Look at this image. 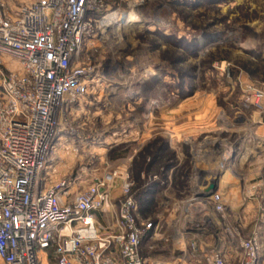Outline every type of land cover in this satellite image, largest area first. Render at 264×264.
<instances>
[{
    "label": "rangeland",
    "instance_id": "374dc122",
    "mask_svg": "<svg viewBox=\"0 0 264 264\" xmlns=\"http://www.w3.org/2000/svg\"><path fill=\"white\" fill-rule=\"evenodd\" d=\"M109 4L79 55L94 66L93 80L61 111L47 172L54 181L73 180L74 194L108 178L110 199L96 213L104 225L105 211L116 218L129 174L133 192L145 191V199L136 201L139 220L152 223L142 240L149 264H193L214 249L239 264L241 242L254 232L262 236L264 264V112L244 101L246 83L264 88V0ZM114 13L118 24H110ZM132 13L137 17L128 18ZM204 110L214 127L197 134V142L212 152L205 163L193 156L194 162L177 167V152L168 145L169 117L176 115L182 125L188 116L199 120L194 113ZM174 166L177 177L169 179ZM204 166L229 181L220 193L222 210L197 191L192 174Z\"/></svg>",
    "mask_w": 264,
    "mask_h": 264
},
{
    "label": "built area",
    "instance_id": "2783aa9c",
    "mask_svg": "<svg viewBox=\"0 0 264 264\" xmlns=\"http://www.w3.org/2000/svg\"><path fill=\"white\" fill-rule=\"evenodd\" d=\"M109 8V0H0V264H149L142 240L152 223L139 220L129 174L108 228L96 216L111 196L108 178L74 194L73 180L44 176L61 111L93 80L80 52ZM244 101L264 112V88L246 83ZM210 199L223 209L220 193ZM240 247L239 264H262L259 232ZM192 262L232 264L219 249Z\"/></svg>",
    "mask_w": 264,
    "mask_h": 264
},
{
    "label": "crops",
    "instance_id": "0c3cea01",
    "mask_svg": "<svg viewBox=\"0 0 264 264\" xmlns=\"http://www.w3.org/2000/svg\"><path fill=\"white\" fill-rule=\"evenodd\" d=\"M214 109L216 110V108ZM204 111H201V114H204V113L207 114L206 117H205V114L202 116L199 115L200 112L199 114L194 113L196 117H199V120L192 122V118L190 117L191 118L190 119L188 116L187 118L184 119V122L182 125L177 124L176 115L169 117L168 131H169V134L171 133L170 134L171 138H168L169 139L168 145L170 149L174 150V152H177L176 159L177 161H179V163L177 164L178 165L177 167H179V165L187 159L191 158L190 160L193 161L194 157H196L194 161L197 160L199 163H202V162L205 163V159L207 158L208 152L210 153L212 152L211 149L210 150L207 149L205 142L202 143L201 140L197 142L198 135L199 136L206 135L208 134L209 131L213 130V127H214V121L212 119L207 118L208 114L210 113L209 110H204ZM185 115H188V114H185ZM262 125L263 126L261 128H263V131H264V122L262 123ZM185 149L188 151L191 157L186 156L184 152ZM195 151L196 153H199V155L195 156L194 155ZM176 171H177L176 166H174V168H171L169 179H171V177L176 179L177 177ZM208 173L209 171L207 170L206 166H204V168L200 167V172H198L197 174H192V175H195V177L198 180V185H196L197 191H199V193H203L210 187L211 184L217 183L219 187L218 193H221L225 189V184L227 182L229 183V181H225V179L223 178L219 179L215 175L208 174ZM199 174L203 176H199ZM187 176L188 174H186V177H185L186 179L188 178ZM46 178L48 179L49 183L51 181H54L52 177V172L50 173V171L47 172ZM188 179L190 180V177ZM191 180H192V177H191ZM228 180H229V177H228ZM111 216L112 214L110 212L105 211V217L107 218L109 223L104 225L100 223V221L97 219L99 222V225L104 228L112 227L114 225L115 220L112 221Z\"/></svg>",
    "mask_w": 264,
    "mask_h": 264
},
{
    "label": "water",
    "instance_id": "95a60500",
    "mask_svg": "<svg viewBox=\"0 0 264 264\" xmlns=\"http://www.w3.org/2000/svg\"><path fill=\"white\" fill-rule=\"evenodd\" d=\"M218 184L213 183L210 185V187L203 193H200V196L205 197V198H211L214 196L216 193H218Z\"/></svg>",
    "mask_w": 264,
    "mask_h": 264
},
{
    "label": "bare ground",
    "instance_id": "6f19581e",
    "mask_svg": "<svg viewBox=\"0 0 264 264\" xmlns=\"http://www.w3.org/2000/svg\"><path fill=\"white\" fill-rule=\"evenodd\" d=\"M136 17H137V14H135V13H132V14L128 15V18H132L133 19V18H136ZM110 19H111L110 24H118L119 21H120V20H117V13L112 14ZM128 22H130L129 19H128Z\"/></svg>",
    "mask_w": 264,
    "mask_h": 264
},
{
    "label": "trees",
    "instance_id": "16d2710c",
    "mask_svg": "<svg viewBox=\"0 0 264 264\" xmlns=\"http://www.w3.org/2000/svg\"><path fill=\"white\" fill-rule=\"evenodd\" d=\"M144 193H145V191H144L143 187H137L134 189L133 195L136 199L141 198L142 200H144L145 199L144 195H143Z\"/></svg>",
    "mask_w": 264,
    "mask_h": 264
}]
</instances>
